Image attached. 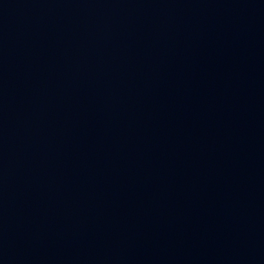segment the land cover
Returning <instances> with one entry per match:
<instances>
[{
    "label": "water",
    "instance_id": "95a60500",
    "mask_svg": "<svg viewBox=\"0 0 264 264\" xmlns=\"http://www.w3.org/2000/svg\"><path fill=\"white\" fill-rule=\"evenodd\" d=\"M0 264H264V0H0Z\"/></svg>",
    "mask_w": 264,
    "mask_h": 264
}]
</instances>
